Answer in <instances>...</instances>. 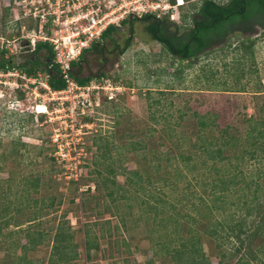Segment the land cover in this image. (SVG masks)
Wrapping results in <instances>:
<instances>
[{
	"label": "rangeland",
	"instance_id": "obj_1",
	"mask_svg": "<svg viewBox=\"0 0 264 264\" xmlns=\"http://www.w3.org/2000/svg\"><path fill=\"white\" fill-rule=\"evenodd\" d=\"M179 1H118L114 16L129 10L123 18L129 20L103 40L104 51L86 52L73 72L80 77L91 75L93 82L109 78L125 90L116 99H101L88 107L80 122L88 117L90 127H82L78 134L70 130L67 105L57 104L60 100L51 99L44 88L49 75L41 70L43 64L36 77L17 67L0 71V220L12 218L0 234V264H18L16 256L22 251L15 243L17 239L24 242V232L16 233L19 228L42 234L27 249V264H48L59 228L71 232L77 245L78 256L69 264H175L159 250V242L172 239L170 248L177 246V235H189V215L197 218L195 228L200 232L216 221L224 222L226 232L233 219L257 220L254 214L246 216L252 194L243 188L229 192L211 211L207 209L212 202L209 186L200 175L204 154L189 148V135L194 141L197 117L193 111L216 112L221 127L229 125L240 133L247 128L246 118L264 115V29L255 25L246 33L233 30L191 61H181L151 38L144 21L129 18L130 13H153L166 17L170 30L183 32L201 0ZM41 2L45 0H0V47L13 64L32 58L27 33L37 27ZM245 36L255 39L252 57L237 47ZM112 38L120 46L130 38L123 53L111 52ZM259 84L261 91L256 93ZM56 136L70 150L67 162L55 158ZM189 149L197 152L193 157L199 166L191 172L193 161L186 166L177 159L179 152L189 154ZM257 165L252 159L242 168L248 184L256 179ZM259 165L264 169V158ZM258 182L264 185L263 179ZM112 189L113 201L108 195ZM168 217L164 226L162 220ZM85 230L98 244L88 259ZM218 242L223 239L203 234L204 253L214 264ZM223 243L227 248L237 244L230 238ZM262 244L264 236L253 240V248ZM258 258L264 261L260 251Z\"/></svg>",
	"mask_w": 264,
	"mask_h": 264
},
{
	"label": "trees",
	"instance_id": "obj_2",
	"mask_svg": "<svg viewBox=\"0 0 264 264\" xmlns=\"http://www.w3.org/2000/svg\"><path fill=\"white\" fill-rule=\"evenodd\" d=\"M172 4L175 0H171ZM195 11L190 18V26L183 32L178 29L174 31L169 29V22L166 17L161 18L153 13H145L141 15V20L145 22V31L150 36L158 41L168 52L177 56L181 61H191L200 53L206 52L214 41L223 39L233 30L242 32H250L255 25H259L264 29V0H227L224 3L216 0H201L198 6H194ZM185 20V16L182 18ZM129 20V19H128ZM128 20H123L125 23ZM118 27L111 25L102 34V41L94 43L91 48L84 51L78 60L72 62L73 67L79 68L84 54L90 50H95L98 53L104 51L103 40L111 37L116 33ZM132 31V27L130 28ZM111 41H115L113 38ZM129 43V38L126 39L125 47ZM255 39L250 36H245L239 41L238 49H243L244 53L253 55V46ZM43 51L42 54H40ZM6 49L0 48V71H7L12 68L20 69L21 72L29 77H36L39 66L43 64L41 69L48 76V84L52 89H62L65 86L64 81L58 74V67L54 62V54L52 48L43 42H38L36 48L30 53L32 58L27 61L13 64L9 57H5ZM16 65V66H15ZM73 77L81 84L87 83L92 78L91 75L78 77L74 72ZM261 84L258 85L256 93L261 91ZM244 89V87H242ZM260 89V90H259ZM245 91V90H238ZM264 111V107L261 108ZM192 114L197 117V128L195 129L194 141L191 140L192 135H189V148H198L200 153L204 154L201 157L200 167L204 169L200 174L206 181L205 185L209 186L210 201L212 204H207L209 211L215 208V203L226 199V195L233 190H241L242 188L252 194V204L247 208V215H256L257 220L251 219L248 223L245 217L239 218L237 221L227 225V230L224 232L225 224L222 221L213 222L206 227L202 232L195 228L198 220L194 215H189V221L192 226L189 229V235H177V240L180 241L173 248L169 246L170 240L159 242V250L169 254L175 264H214L205 255L203 249V234L206 237L215 236L221 237L223 242L227 239L235 241L236 245H231L230 248L224 247L223 242H218V260L215 264H228V261L239 255L232 264H253L255 259H258V264H264L261 258H258L259 251L264 254V244L253 248V240L257 236H264V185L258 181H264V169L259 165V161L264 158V115L259 118L249 116L244 120L247 128L244 132L233 128L229 125L220 126L217 122L218 115L216 112L200 114L193 111ZM86 121L90 118L85 117ZM214 131H218L215 134ZM189 149V154L182 151L179 152L177 159L184 161L185 165L193 161V165L189 166V172L196 170L197 160ZM254 160L256 165V179L250 181L254 184V189L251 190V183L248 184L244 175L243 166L251 160ZM261 163V162H260ZM263 163V162H262ZM219 164V165H218ZM264 168V167H263ZM114 173L113 168L110 169ZM133 173V172H132ZM137 175V171L134 172ZM253 176V175H252ZM129 177V176H127ZM126 177V179H128ZM131 178H129L130 180ZM36 187L35 182L32 183ZM115 191H109L111 200H115L113 196ZM205 199L202 198V202ZM223 209V206H218ZM177 220L178 216H175ZM184 217V216H183ZM10 217H5L0 220V234H3V228H7L11 224ZM31 219V221H34ZM170 217L162 220L164 226ZM162 222V225H163ZM18 226V224H16ZM178 225H175L177 231ZM25 230V231H24ZM29 231V230H28ZM220 231L224 234L220 236ZM24 232V242H19L17 239L15 245L20 246L22 254L16 256L18 264L30 263L27 261L25 253L27 249L33 246L42 239L41 232H28L27 228H19L16 233ZM16 234V235H18ZM84 247L85 257L90 258V250L97 248L96 240H90L87 230L84 231ZM175 240V239H174ZM73 234L59 228L54 237L50 260L48 264H69L78 256L76 243L73 242ZM229 242V241H228ZM232 243V242H229ZM246 244V248H245ZM223 246V247H222ZM245 251V252H242ZM261 261V262H260ZM256 263V264H257Z\"/></svg>",
	"mask_w": 264,
	"mask_h": 264
},
{
	"label": "built area",
	"instance_id": "obj_3",
	"mask_svg": "<svg viewBox=\"0 0 264 264\" xmlns=\"http://www.w3.org/2000/svg\"><path fill=\"white\" fill-rule=\"evenodd\" d=\"M118 1L45 0V3L41 2L39 5L37 27L27 33V52H33L38 42L47 43L52 48L58 74L65 86L62 89H52L48 82V85L45 83L43 86L51 94V99L60 100L57 104L67 105L69 127L76 134L82 127H90V122H80L81 116L87 114L88 107L98 105L101 99L108 101L116 99L125 90L123 86L114 84L109 78L103 82L89 81L81 84L73 77L75 67L72 65V62L78 60L94 43L102 41V34L109 26L119 28L129 10L125 11V14L114 16L118 9L116 8ZM132 11H135V8H132ZM138 14L135 13L141 16ZM53 140L56 143L54 150L56 160L69 161L70 150L65 148L58 136ZM76 145L74 144L73 149Z\"/></svg>",
	"mask_w": 264,
	"mask_h": 264
},
{
	"label": "flooded vegetation",
	"instance_id": "obj_4",
	"mask_svg": "<svg viewBox=\"0 0 264 264\" xmlns=\"http://www.w3.org/2000/svg\"><path fill=\"white\" fill-rule=\"evenodd\" d=\"M141 18V16H140ZM150 35V34H149ZM152 38V37H151ZM155 40V39H154ZM129 42H130V38H129ZM126 43V41H125ZM125 43L123 44V46H120L118 44L117 41H111V44L113 45L112 48H111V52L112 53H123L125 51L124 47H125ZM76 73V72H75ZM88 76V75H87ZM80 77V76H78ZM84 77V76H83Z\"/></svg>",
	"mask_w": 264,
	"mask_h": 264
},
{
	"label": "water",
	"instance_id": "obj_5",
	"mask_svg": "<svg viewBox=\"0 0 264 264\" xmlns=\"http://www.w3.org/2000/svg\"><path fill=\"white\" fill-rule=\"evenodd\" d=\"M136 17V18H140V16H137V15H135L134 13H131L130 15H129V18H131V17Z\"/></svg>",
	"mask_w": 264,
	"mask_h": 264
},
{
	"label": "bare ground",
	"instance_id": "obj_6",
	"mask_svg": "<svg viewBox=\"0 0 264 264\" xmlns=\"http://www.w3.org/2000/svg\"><path fill=\"white\" fill-rule=\"evenodd\" d=\"M179 4H180V3H179ZM40 106H41V105H40ZM40 108H43V107H40ZM40 108H39V109H40ZM38 112H40V113H41V112H42V110H38Z\"/></svg>",
	"mask_w": 264,
	"mask_h": 264
},
{
	"label": "clouds",
	"instance_id": "obj_7",
	"mask_svg": "<svg viewBox=\"0 0 264 264\" xmlns=\"http://www.w3.org/2000/svg\"><path fill=\"white\" fill-rule=\"evenodd\" d=\"M177 3H178V4H179V3L181 4V2H180L179 0H177Z\"/></svg>",
	"mask_w": 264,
	"mask_h": 264
}]
</instances>
